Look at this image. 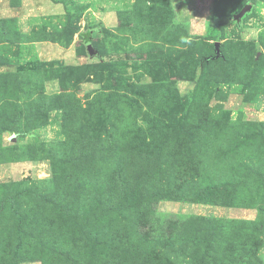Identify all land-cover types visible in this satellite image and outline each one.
<instances>
[{"label": "rangeland", "instance_id": "obj_1", "mask_svg": "<svg viewBox=\"0 0 264 264\" xmlns=\"http://www.w3.org/2000/svg\"><path fill=\"white\" fill-rule=\"evenodd\" d=\"M0 264H264V0H0Z\"/></svg>", "mask_w": 264, "mask_h": 264}, {"label": "trees", "instance_id": "obj_2", "mask_svg": "<svg viewBox=\"0 0 264 264\" xmlns=\"http://www.w3.org/2000/svg\"><path fill=\"white\" fill-rule=\"evenodd\" d=\"M225 16H214L212 18L213 22L211 23L212 26H218V24L220 23L221 20L223 19H226V17L224 18ZM89 41H87L88 43ZM164 158V157H163ZM159 170H161L160 168V164H158V167L156 169V173L159 172ZM125 173L120 169V171H116L112 176L111 178L109 179V181L106 183V187H107V190L109 189V184L111 185H114L115 182H120L122 184V191L124 192L125 191V187H126V183L128 182L127 178L125 177L124 175ZM198 187V184L196 185ZM196 186L194 185L193 186V190H190L189 188H186L185 191H183L181 188V192L182 193V198L183 201L185 200H189V201H194V202H207L208 198H210V194L209 193H205L204 191V195L203 197H200L196 191ZM5 201H7L9 203V206L11 208V210L13 212H16V208H15V201L14 199L12 198L11 195H8L5 199ZM205 220H208L209 219H206L204 218ZM224 222V221H223ZM225 224L227 225H230L232 224L231 222H224ZM219 226H223L224 224L221 222V223H218Z\"/></svg>", "mask_w": 264, "mask_h": 264}, {"label": "water", "instance_id": "obj_3", "mask_svg": "<svg viewBox=\"0 0 264 264\" xmlns=\"http://www.w3.org/2000/svg\"><path fill=\"white\" fill-rule=\"evenodd\" d=\"M250 9H251V4L247 3L246 5H244V6L241 8V10H240L239 12L232 14V15L230 16V19H231V20H235V21L239 20L240 17H242V15H243L245 12L249 11ZM219 46H220L219 42H215V43H214V51H215V55H214V57H215V58L219 57V55H220V49H219ZM89 52H90L91 54H94V51H93L92 49H89Z\"/></svg>", "mask_w": 264, "mask_h": 264}]
</instances>
